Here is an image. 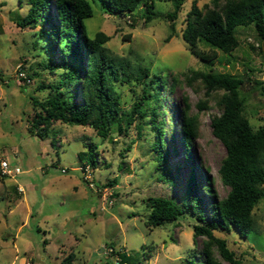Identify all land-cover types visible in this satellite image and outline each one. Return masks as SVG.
<instances>
[{
    "label": "rangeland",
    "instance_id": "rangeland-1",
    "mask_svg": "<svg viewBox=\"0 0 264 264\" xmlns=\"http://www.w3.org/2000/svg\"><path fill=\"white\" fill-rule=\"evenodd\" d=\"M88 1L94 12L85 21L90 38L105 34L104 46L116 60L149 68L176 85L174 91L166 89L164 96L167 106L175 107L166 118L170 121L173 115L170 166L180 168L179 186L173 189L156 172L154 134L147 125L141 126L139 134V120L126 134L116 132L105 139L90 127L61 122L53 123L43 138L30 132L35 114L32 99L43 101L61 71L50 74L44 69L43 50L35 46L37 29H21L15 23L27 14L28 0H0V158L21 170L11 178L0 176V264H61L70 253L76 254L75 264H116L113 257L118 255L113 251L125 253L127 264H188L191 260L198 264L203 243L209 241L199 238L194 245L193 226L198 222L188 216L150 230L145 224L151 209L148 200L179 199L182 194L191 167L180 142L183 97L189 100V115L197 119L192 166L200 184L215 193L202 189L207 220L211 202L228 195L219 175L226 148L212 132L213 118L221 115L217 100L223 93H207L198 74L241 79L244 115L257 130L264 125V40L253 26L239 28L240 45L230 54L199 43L197 50L208 58L203 60L191 53L183 32L192 6L204 12L214 8L213 0H187L174 22L167 16L173 12L172 3L156 1L159 17L149 23L141 10L134 18L119 19L105 12L100 0ZM126 81L114 83L121 110L128 114L142 96L143 85ZM92 145L96 161L88 179L94 188L79 171L87 161L78 156L89 153ZM129 146L130 151H125ZM253 216L256 230L247 238L235 229L214 232L215 238L227 241L241 264H264V199ZM213 251L221 260L215 246Z\"/></svg>",
    "mask_w": 264,
    "mask_h": 264
},
{
    "label": "trees",
    "instance_id": "trees-1",
    "mask_svg": "<svg viewBox=\"0 0 264 264\" xmlns=\"http://www.w3.org/2000/svg\"><path fill=\"white\" fill-rule=\"evenodd\" d=\"M100 1L107 14L119 19L134 18L138 10L142 11L144 21L148 23L159 17L154 7L155 2L160 0ZM167 1L174 8L167 16L174 22L187 0ZM27 5V14L19 17L15 21L16 25L21 29H37L35 46L41 45L43 50L44 69L50 74L61 71L58 81L49 84L51 93L43 101L32 99L35 114L29 122L30 132L43 138L53 123L61 122L90 127L98 137L105 139L116 132L126 134L139 120L136 126L139 134L142 125H147L154 134L156 172L173 189L177 188L180 168L170 166L174 150L171 152L169 142L175 139L173 115L170 121L166 118L168 111L174 112L175 107H168L164 96L166 89L174 91L176 85L170 84L149 68L132 67L125 61L116 60L104 46L108 41L105 34L98 33L94 39L90 38L85 21L92 18L94 12L88 0H28ZM213 5V9L202 12L194 4L187 15L183 40L194 56L208 60L197 50L199 43L225 54L232 53L240 45L237 34L238 29L243 27L253 26L261 40H264V0H213ZM171 29L174 33L175 25L172 24ZM198 76L207 93H223L217 100L221 115L213 118L212 132L226 148L219 175L229 193L224 199L215 198L211 202L207 220L202 189L210 195L215 193L209 186L200 184L192 166L191 149L197 136V119L189 115V100L183 97L185 109L181 116L180 142L185 149L186 162H190L191 167L182 184L179 199L149 198L151 209L145 224L152 230L184 217H192L198 222L193 226L194 245L198 244L199 238L209 240L203 243L200 251L202 261L198 264H241L227 241L215 238L214 232H231L235 229L241 237L247 238L256 230L253 211L264 199V125L256 130L244 115L245 101L240 95L241 79L213 73ZM123 79L143 85L142 96L128 114L121 110V97L114 83ZM130 149L131 146L125 151L129 152ZM78 156L87 161L84 167L89 165L94 170L96 153L93 145L89 153L81 152ZM214 246L221 260L214 253ZM116 254L119 260L118 256H112L116 263L127 264L125 253L112 252V255ZM75 260L76 254L70 253L61 264H75ZM187 263L196 264L194 260Z\"/></svg>",
    "mask_w": 264,
    "mask_h": 264
},
{
    "label": "built area",
    "instance_id": "built-area-1",
    "mask_svg": "<svg viewBox=\"0 0 264 264\" xmlns=\"http://www.w3.org/2000/svg\"><path fill=\"white\" fill-rule=\"evenodd\" d=\"M21 75L23 76V74H21ZM79 171L82 173L85 180L87 182H89V186L91 188H94L95 187L94 183L88 179L92 174V168L89 165H86L85 167L81 166L79 168ZM62 172L65 173L66 170L62 169ZM19 174H21V170L19 168L13 169L9 162L0 158V175L1 176L5 177V178H11V177H14V176L19 175ZM19 190L21 192H24L23 188H19ZM116 264H118V263H116Z\"/></svg>",
    "mask_w": 264,
    "mask_h": 264
}]
</instances>
